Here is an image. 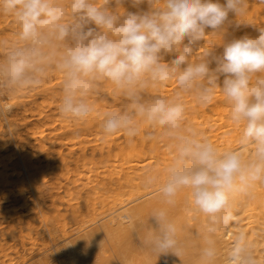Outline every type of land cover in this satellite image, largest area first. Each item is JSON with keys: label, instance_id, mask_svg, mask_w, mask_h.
Returning <instances> with one entry per match:
<instances>
[{"label": "clouds", "instance_id": "obj_1", "mask_svg": "<svg viewBox=\"0 0 264 264\" xmlns=\"http://www.w3.org/2000/svg\"><path fill=\"white\" fill-rule=\"evenodd\" d=\"M125 3H146L148 10L129 12ZM247 7L248 0H0V15L16 24L15 40H0V93L33 90L54 71L62 77L58 114L87 121L106 83L123 103L103 114L105 137L132 139L146 125L172 141L174 156L163 179L153 171L145 180L156 186L161 206L150 212L141 241L157 255L181 257L192 246L170 212L184 194L189 210L204 218L191 264H264L245 233L235 234L226 251L220 239L236 220V197H251L256 184H264V26L257 27V38L223 41L220 55L216 45L205 47L206 37L224 36L229 14L238 18ZM171 81L172 93L146 95L148 86ZM217 90L241 128L238 147L223 151L186 126V96L207 106ZM6 112L0 109V115ZM249 146L254 154L245 158L242 149Z\"/></svg>", "mask_w": 264, "mask_h": 264}, {"label": "bare ground", "instance_id": "obj_2", "mask_svg": "<svg viewBox=\"0 0 264 264\" xmlns=\"http://www.w3.org/2000/svg\"><path fill=\"white\" fill-rule=\"evenodd\" d=\"M218 2L223 5L226 0H218ZM124 8L126 10L136 9L130 3ZM140 9L141 12H146L148 5L145 3L144 8ZM260 26H264V3L261 0H248L246 14L238 18L229 14L224 36L221 33L206 37L205 47L211 48L216 45L215 52L220 55L223 53V41L227 44L244 36L257 38L260 35L257 27ZM207 31L211 32L212 30L207 29ZM172 58H174V54L165 56V62ZM210 67L214 68L215 64H211ZM57 74L54 71L50 73L47 81L41 86L43 91H45L44 88L51 90L55 86L60 87L62 77L60 74L56 76ZM101 86L104 91L99 98H93L96 111L87 121L63 119L56 113L58 102L53 105V110L50 109L48 114H44L43 106L39 109L38 118L46 117L44 128L34 126L37 128L36 133L40 138L39 145L44 146L45 144H42L44 140L47 142L46 149L52 153L50 159L58 165L56 171L65 176L60 181H58L59 178H53V180L57 179L55 181L57 183L44 186L43 193L47 196L49 204L54 207L56 197L63 189V192L72 201L69 206L72 219L70 222H67L65 217H62L60 221L57 220L59 225L58 236L53 235L48 229L46 236L36 232L34 240L29 237L30 240H33L31 246L24 247L22 252L15 257L8 256L6 250L9 247L6 250L3 249L5 244L2 247L3 239L0 237V264H53L56 259L54 253L48 252L44 258L45 261L38 258L39 255H43L44 251H48L47 248L50 246L56 247L57 258L62 259V264H191L194 260L196 254L194 235L204 223V218L189 210L184 194L177 198V203L175 207L170 209V212L183 229L181 238L192 243L187 254L181 257L171 252L157 255L144 247L141 241L146 232L150 212L161 206L156 186L147 187L145 185L146 175L155 171L163 179L165 169L174 156L172 141L161 129H150L146 125H141L140 134L135 139H129L123 133H117L109 139L106 137L107 139L103 142L95 143L100 159H108L107 162L109 163L106 165V162V166L102 164L104 161L99 162L104 167L97 166V162L95 164L94 161L90 165L89 161L92 158L86 159L85 144H90V136L81 133L93 135L92 133L98 132L103 120H100L99 117H102L107 111L117 109L123 103V98L111 85L104 83ZM175 88V82L171 81L163 86H148L145 91L146 95L149 96H163L172 93ZM54 92L57 94V91L54 90ZM185 99L187 103V127L194 128L207 136L222 151L238 147L237 140L241 128L229 118V107L219 90H217L215 99L207 106L198 105L191 96H186ZM10 108V102L0 105V109L8 110ZM5 120L7 121V118ZM147 132H151V138H148ZM75 134L78 135L73 136ZM67 136L71 137L65 139ZM97 140L98 138H94L93 143ZM5 142L0 140V149L4 148V144H7ZM75 143H77L76 148L81 150L80 155L67 156L62 154V149L67 144L73 146ZM242 150L245 158L254 154L251 146ZM66 165H73V167L65 169ZM5 166L4 159L0 158V167L2 168L0 170V200H3L9 207L14 206L18 201L24 206L27 205L28 197H26L24 187L26 190H30L29 187L33 184L31 176H28V181L24 186L18 183L15 190L14 188L10 190L7 176L3 174V172L6 174L3 170ZM14 172L12 170V174L17 173ZM52 176L57 177L54 174ZM65 197L64 200L67 201L68 198L66 200ZM59 198L63 199L62 197ZM33 199L38 201L36 195ZM234 206L236 220L226 231L220 234L222 249L226 251L231 246L234 235L243 232L254 244L258 258L264 260V184L258 182L251 197L237 196ZM54 211L57 210L54 209ZM0 215L1 219L7 221L6 212L1 211ZM28 217L30 218L31 214ZM18 219L17 221H19ZM149 223L155 227L153 220L150 219ZM37 243L39 245L36 248ZM11 248L8 249L10 252ZM17 251L15 247V252L17 253Z\"/></svg>", "mask_w": 264, "mask_h": 264}, {"label": "rangeland", "instance_id": "obj_3", "mask_svg": "<svg viewBox=\"0 0 264 264\" xmlns=\"http://www.w3.org/2000/svg\"><path fill=\"white\" fill-rule=\"evenodd\" d=\"M127 6H128V3L127 4L125 3L124 7H127ZM140 8H144V4L136 6V9H134V8L128 9L127 11L133 12V13H140L141 12ZM121 11H123V9H121ZM15 32H16V24H15L13 18L11 16L0 15V40H9V41L15 40V35H14ZM58 75H59V73L56 76H58ZM44 89H45V91H43L41 86H40V87H37L33 90H30V92L24 91V92H19V93L14 94V95H8V94L0 93V96H1L0 97V105L5 104L6 102L11 103V108L7 110L5 115H0V140H2L3 143L5 141H6L5 143H7V144H4L3 149H0V158L4 159V162L6 164L5 169H3V170H5L6 174L4 172H3V174L7 176V183L9 186L8 188H10V190L14 188V190H15L16 185L18 183H21L24 186L28 181L29 175L31 176V179L33 181L32 186L29 187L30 190H26V187H24L26 197H28L27 205L24 206V205L20 204L21 203L20 201H18L14 204V206H11L13 208L12 209L11 207L7 206L3 202V200H0V205H2L0 207H3V208H0V212L1 211L6 212L7 216H8L7 221L0 218V223L2 224V225L0 224L1 225L0 226V237H1V239H3L1 244H2V247L5 244V247L3 248L5 250L8 247H9L8 249H10L12 247L11 252L8 249L6 250L7 253L9 254L8 256H11V257L12 256L15 257L18 254H20L24 247L27 248V247L31 246V241H33L34 238L36 237L35 236L36 232L42 233V234H44V236H46L47 229H48L50 232H52L53 235L58 236L59 232H57V230H58L59 225H58L57 220L60 221L62 217H65L66 218L65 220L67 222H70L71 221L70 219H72L71 208L69 207L70 204L72 203V201L68 196H66V194L63 192L64 191L63 189L59 193V195L56 197V201H55L56 205H54V207L51 206V204H49V200H48L47 196H45L43 193V191H44L43 187L44 186L51 184V183H57L55 181L58 178H59L58 181H60L65 177L64 175H62V173H59L58 171H56V170H58V169H56V167L58 165H57V163H54L52 161V159H50V158H52L50 156V155H52V153L49 149H46L47 148V146H46L47 142L44 140V141H42V144L44 143L45 145L44 146L39 145L40 138L38 137V135L36 133L37 128H39V127L44 128V121L46 120V117H44L42 119L38 118V111L40 112L39 109L43 106L45 109L44 114H48L50 112L49 111L50 109L53 110V108H54L53 105L59 101V89H60V87L55 86L51 90H47L46 88H44ZM54 90L57 91V94H55ZM46 92H47V94H46ZM43 98H44V100H43ZM49 103H51V104H49ZM24 107H26V108H24ZM33 113H34V115H33ZM56 113H58V110L56 111ZM4 117L7 118V121L5 120ZM103 118H104V116L99 117L100 120H102ZM81 125L84 126V124H82V123H81ZM34 126L35 127L38 126V127L35 128ZM33 130H34V133H33ZM101 132H102V127L98 130V132L92 133L93 135H91V134L89 135L88 133H85V132L81 133V134H85V135L87 134L86 136H90L89 137L90 138V144L89 143L85 144L86 147H85V152H84L86 159L90 160V158H92L89 161V164L94 161L95 164L97 162V166L104 167L109 163V162H107L108 159H105V158L100 159V155L98 154V152L96 150L97 145H95V143L103 142L105 139H107V138L109 139V137L111 138L114 135L106 138L104 135L101 134ZM95 134H100V135H95ZM76 135H78V134H75L73 136H76ZM91 136H93V137H91ZM120 136H121V134H120ZM69 137H71V136H67V137H65V139H67ZM18 138L19 139L21 138V139L19 140ZM94 138H98V140H97V142L93 143ZM121 138H122V136H121ZM9 139H10V141H9ZM133 139H135V137ZM32 140H34V141H32ZM37 141H38V143H37ZM74 145L72 146L70 144H67V146L62 149V154L67 155V156L80 155L81 150L76 148L77 143H75ZM70 147H72V148H70ZM38 151H39V153H38ZM103 161H104V163H102V164L104 166L102 164L100 165V163ZM105 163H106V165H105ZM72 167H73V165L72 166L66 165L65 169H71ZM102 167H100V169ZM0 170H2L1 167H0ZM12 170L17 172V173L14 172L15 174H12ZM8 171H10V172H8ZM49 174L52 177V180H51V177L48 176ZM52 174H54L57 177H53ZM42 177H43V179H42ZM53 178H57V179L53 180ZM6 193H8L7 190H6ZM35 195L38 197L37 202L34 201V199H33L35 197ZM58 197H62L63 199H60V198L58 199ZM64 197H65V199L68 198V200L66 199L67 201H65ZM17 204H18V206H17ZM57 204H59L60 206ZM19 205H21L22 207H20ZM31 206H32V208H31ZM55 206H56V208H55ZM57 206H58V208H57ZM37 207H39V208H37ZM53 208L56 209L57 211H54ZM27 210L30 212H28ZM10 214H11V216L9 217ZM30 214H31V217L29 218L28 216H30ZM41 216H42V218H41ZM0 217H1V215H0ZM43 217H45V218L43 219ZM17 218H19L18 219L19 221H17ZM35 224H37V225L35 226ZM29 237H31L33 240H30ZM27 239H29L30 241ZM7 240L10 242H8ZM4 241L5 242L7 241L6 242L7 245ZM38 245L39 244L37 243V245L35 247L37 248ZM13 247H14V250H13ZM15 247L18 250L17 253L15 252ZM55 248L56 247H54V246H50L49 248H47L48 251L47 250L44 251L42 253L43 255H39L38 258H41V259L46 258V254L48 252L54 253V257L56 259H55V262L53 264H62L63 263L62 259L57 258V255H56L57 249H55ZM0 255H1V252H0ZM44 261H45V259H44Z\"/></svg>", "mask_w": 264, "mask_h": 264}]
</instances>
